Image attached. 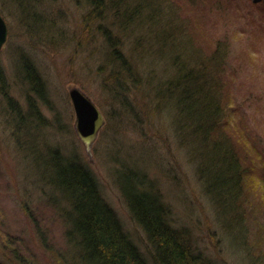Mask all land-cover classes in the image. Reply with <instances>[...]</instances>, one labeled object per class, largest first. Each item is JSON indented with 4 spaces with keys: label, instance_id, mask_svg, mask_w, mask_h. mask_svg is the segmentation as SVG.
I'll list each match as a JSON object with an SVG mask.
<instances>
[{
    "label": "rangeland",
    "instance_id": "1",
    "mask_svg": "<svg viewBox=\"0 0 264 264\" xmlns=\"http://www.w3.org/2000/svg\"><path fill=\"white\" fill-rule=\"evenodd\" d=\"M134 2L141 4L140 22L125 27L108 9L90 16L86 0H0L8 31L0 47V264H80L66 239L60 194L39 163L49 146L83 159L148 264H154L151 248L118 187L125 168L145 173L170 208V222L207 264H264V0ZM155 25L164 35L159 45L171 52H161ZM105 31L127 59L129 75L111 59ZM217 45L219 129L246 174L241 206L224 214L197 174L198 143L176 131L178 115L158 89L173 70L169 56L207 57ZM22 60L39 76L40 94L28 84ZM118 71L122 77L113 83ZM70 86L104 115L89 154L74 130Z\"/></svg>",
    "mask_w": 264,
    "mask_h": 264
},
{
    "label": "trees",
    "instance_id": "2",
    "mask_svg": "<svg viewBox=\"0 0 264 264\" xmlns=\"http://www.w3.org/2000/svg\"><path fill=\"white\" fill-rule=\"evenodd\" d=\"M86 1L91 6L88 11L90 16L105 15L110 10L115 20L125 27H130L136 20L140 22L141 4H136L134 0ZM157 28L155 25L152 32L159 45L164 35L157 32ZM109 36L105 31L107 46L112 49L111 59L118 62L124 76L129 75L127 59L112 44L113 39L110 40ZM170 49L164 44L160 46L161 52H171ZM215 51L207 57L193 52L185 60L169 56L173 70L158 89L160 99L171 102L178 115L176 131L183 130L198 143L201 163L197 174L203 179L212 201L224 214L235 213L241 206L246 174L234 145L219 129L223 111L218 96L219 76L216 74L222 57L219 45ZM21 63L28 84L40 94L42 85L39 76L27 60ZM119 74L118 71L112 76L113 83L120 80L122 74ZM2 77L0 66V79ZM32 114L41 118L37 109ZM40 160L48 186L58 192L62 199L60 213L67 225L66 239L76 249L80 264H148L143 253L123 230L115 211L103 200L98 180L82 158L75 153L66 156L60 148L49 146ZM125 172L131 176L124 177ZM117 178L133 221L145 233L154 264H207L192 248L186 232L175 228L170 222V208L148 184V177L143 171L125 168ZM261 182L264 187V180Z\"/></svg>",
    "mask_w": 264,
    "mask_h": 264
},
{
    "label": "water",
    "instance_id": "3",
    "mask_svg": "<svg viewBox=\"0 0 264 264\" xmlns=\"http://www.w3.org/2000/svg\"><path fill=\"white\" fill-rule=\"evenodd\" d=\"M7 26L0 14V47L5 43L7 37ZM74 110V130L76 136L82 142L89 154L91 144L97 137L98 131L103 126L104 115L86 93L79 87L70 86L67 90Z\"/></svg>",
    "mask_w": 264,
    "mask_h": 264
}]
</instances>
